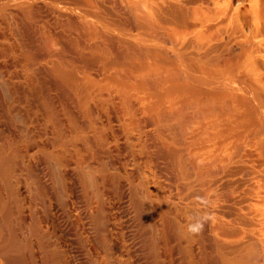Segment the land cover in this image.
<instances>
[{
  "label": "rangeland",
  "instance_id": "rangeland-1",
  "mask_svg": "<svg viewBox=\"0 0 264 264\" xmlns=\"http://www.w3.org/2000/svg\"><path fill=\"white\" fill-rule=\"evenodd\" d=\"M10 1L0 0V85L7 95H0V158L28 163L22 177L43 171L50 203L37 212L51 258L224 264L245 252L263 202L264 117L230 85L202 84L204 73L192 65L209 61L210 76L236 78L242 58L228 49L236 26L199 47L187 12L203 0ZM203 98L216 103L192 106ZM159 111H181L184 125L190 122L176 125L180 143L156 130ZM175 149L182 159H211L220 173L209 167L203 187L186 186L172 162ZM86 175L98 185L88 186ZM139 186L162 208L156 200L140 205ZM198 220L202 229L190 232Z\"/></svg>",
  "mask_w": 264,
  "mask_h": 264
},
{
  "label": "bare ground",
  "instance_id": "bare-ground-1",
  "mask_svg": "<svg viewBox=\"0 0 264 264\" xmlns=\"http://www.w3.org/2000/svg\"><path fill=\"white\" fill-rule=\"evenodd\" d=\"M16 1L17 0H11L10 2L18 3L28 0H18V2ZM244 1L245 5L247 6L245 9L237 7L235 8L232 5V2L227 0H203L201 5L190 8V10L187 12V15L194 21L192 31L198 36V39H196V46L199 45V47H201L200 44L202 43H209L216 39H225L226 37L232 35L233 29L236 26V33H233L236 34V36H233L234 39L231 41V44L228 48L232 51L235 49L236 52H239L238 54L241 55L242 58V61L238 67V72L236 73V78L234 76H229L228 79L225 80L222 79L223 77L221 76H210L209 74L211 73L208 71L210 69L207 65L209 61L202 60L204 63L203 64L197 61L199 59L194 58L196 60L193 61L192 65L195 66L197 64V67L201 68L200 70L204 73L203 76L199 75V80L202 84L208 87H214L215 85H230L231 88L236 89V98H239L240 100L239 96H242V102L244 100L247 104L249 103L250 107H253V110L256 111L259 117H261L260 114H262L264 117V37H259L262 35L261 32L263 33L264 30V0ZM5 11L6 10H1L2 14H4ZM88 23L89 21L87 22V25ZM202 45L204 46V44ZM0 92V95H2L1 98L4 101L7 98V95L2 85H0ZM94 94L97 95L100 94V92L94 90L92 92V96ZM129 97H122L124 103L128 107L130 106ZM210 100L212 99L203 98L200 100L201 105L192 106H196L199 110H201L204 108V106L214 105L216 103ZM4 106L6 105L4 104ZM197 114L202 115L200 111H195L193 115L197 116ZM22 117L25 122V116ZM184 118L185 117L181 111H177L175 113L159 111L156 113L155 119L153 118V121H155L154 126L161 136H164L165 138L167 137L171 142L176 143V141L179 142L178 139L182 138H178V127H176V125L179 122L184 125L185 121H181ZM187 118L190 120L189 117ZM189 123L190 122H188V125ZM22 125L23 128L21 129V132L25 130V127L28 124ZM188 125L184 126L188 128ZM181 130L182 132L184 131V129ZM166 143H168V141ZM0 146L2 147V145ZM177 150H174L175 159H172V162L177 170L176 172L178 173L177 175L186 182V186L197 184L200 187H203L206 178V172L212 167L211 159H207L209 160V163L211 162V164H209L206 159H182V154L180 152L179 153L181 155L177 153ZM22 160L24 161V159ZM215 161L216 160H214V162ZM215 164L217 163L215 162ZM224 164L226 163L224 162ZM27 166L28 163L25 164L24 161L22 164L20 163L19 159L0 158V264H57L55 260L51 258L52 252L51 254L48 252L50 249H48L49 241L46 240L43 229L45 219L39 214V212H37V209H40L41 205L46 207L50 203L49 190L47 189L45 181H43L45 176H43L44 174L42 175L43 171H41L39 174L35 173L33 178L30 176L31 174L29 175L30 177H22L24 170L27 171ZM219 166L223 168L222 163L219 164ZM218 169L216 168L214 170L219 171ZM211 170L215 172L213 169ZM93 176L86 175V184L90 187L98 185V181ZM115 179L119 178L117 177L114 178V180ZM120 184L126 188H130L131 186L129 182L125 181H121ZM140 186L137 189L138 192H136L135 195L137 202H140V205H142L145 203V199H147V201L150 203L156 200L157 205L160 206L159 208H162L161 199L153 197V195H151V189L148 196L145 190H143V187ZM185 188L186 187H184V190H186ZM259 188L260 191H262L263 202L257 204L255 207L254 226L252 228V238L249 243L250 245L248 244V249L245 252L241 251L236 253L235 257H226V259L224 258L225 263L222 260L223 256L221 254L220 258L224 264H264V182L260 183ZM191 195L194 194L191 193ZM26 210L27 215L24 214ZM102 215L104 214H101V217ZM99 222L100 224H97V227L98 225L102 226L100 220ZM103 226V228L106 227L105 225ZM151 228L153 227L151 226ZM103 239H105V237L102 238V241ZM109 252L110 251L107 253ZM38 253L41 255L39 256ZM108 256L109 254H107V258L109 259ZM107 258L105 261L108 260Z\"/></svg>",
  "mask_w": 264,
  "mask_h": 264
},
{
  "label": "clouds",
  "instance_id": "clouds-1",
  "mask_svg": "<svg viewBox=\"0 0 264 264\" xmlns=\"http://www.w3.org/2000/svg\"><path fill=\"white\" fill-rule=\"evenodd\" d=\"M205 219H207V217H205ZM202 227L203 223L198 220L196 223L189 225L188 230L192 233H197L202 229Z\"/></svg>",
  "mask_w": 264,
  "mask_h": 264
}]
</instances>
